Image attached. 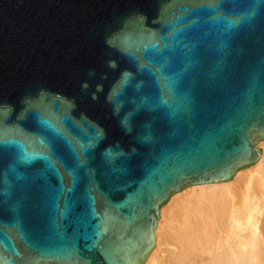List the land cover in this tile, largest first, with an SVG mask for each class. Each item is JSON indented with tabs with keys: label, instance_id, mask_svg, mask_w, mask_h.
<instances>
[{
	"label": "water",
	"instance_id": "1",
	"mask_svg": "<svg viewBox=\"0 0 264 264\" xmlns=\"http://www.w3.org/2000/svg\"><path fill=\"white\" fill-rule=\"evenodd\" d=\"M259 140L264 0H0V264H143Z\"/></svg>",
	"mask_w": 264,
	"mask_h": 264
},
{
	"label": "bare ground",
	"instance_id": "2",
	"mask_svg": "<svg viewBox=\"0 0 264 264\" xmlns=\"http://www.w3.org/2000/svg\"><path fill=\"white\" fill-rule=\"evenodd\" d=\"M231 180L191 184L160 207L143 264H264V140Z\"/></svg>",
	"mask_w": 264,
	"mask_h": 264
},
{
	"label": "snow or ice",
	"instance_id": "3",
	"mask_svg": "<svg viewBox=\"0 0 264 264\" xmlns=\"http://www.w3.org/2000/svg\"><path fill=\"white\" fill-rule=\"evenodd\" d=\"M220 19L224 22L226 27L229 29L235 27L236 24L238 23V21L236 20H228L227 18H224V17H221Z\"/></svg>",
	"mask_w": 264,
	"mask_h": 264
}]
</instances>
